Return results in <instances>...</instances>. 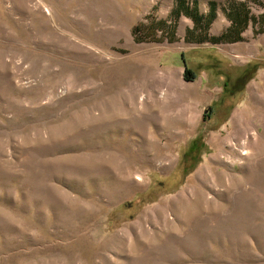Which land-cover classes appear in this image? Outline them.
I'll list each match as a JSON object with an SVG mask.
<instances>
[{"label": "rangeland", "instance_id": "obj_1", "mask_svg": "<svg viewBox=\"0 0 264 264\" xmlns=\"http://www.w3.org/2000/svg\"><path fill=\"white\" fill-rule=\"evenodd\" d=\"M179 1L0 0V264H264V0Z\"/></svg>", "mask_w": 264, "mask_h": 264}, {"label": "trees", "instance_id": "obj_2", "mask_svg": "<svg viewBox=\"0 0 264 264\" xmlns=\"http://www.w3.org/2000/svg\"><path fill=\"white\" fill-rule=\"evenodd\" d=\"M180 9L176 11V15H185L189 18H191L196 26L201 25L202 28L206 29L210 22L213 20V11H209L207 16L203 17L202 15L198 17L196 13V9L192 8L191 9L186 5L185 1L180 0L178 3ZM230 14L231 22L235 29H230L229 31H226L219 37H213L210 38V42L212 43H218V42H223V41H228V42H238L240 41L241 38V33L247 28L249 22L252 20L251 17H249L248 12L244 11L241 7H235L232 9V11H228ZM205 21V23H204ZM234 30V31H232ZM255 70L248 72L247 74L244 75L243 77V83L239 87V90L241 91L242 88L244 87L245 83L252 78L254 75Z\"/></svg>", "mask_w": 264, "mask_h": 264}]
</instances>
